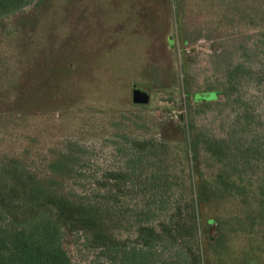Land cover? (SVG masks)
Returning <instances> with one entry per match:
<instances>
[{
    "label": "rangeland",
    "instance_id": "obj_1",
    "mask_svg": "<svg viewBox=\"0 0 264 264\" xmlns=\"http://www.w3.org/2000/svg\"><path fill=\"white\" fill-rule=\"evenodd\" d=\"M134 87L148 104L133 103ZM204 92L217 98L196 101ZM130 135L166 142L156 166L185 199L222 171L243 189L194 201L200 264H264V222L241 226L261 199L264 166L242 145L264 142V0H41L0 23V159L42 178L76 142L96 171L122 162ZM63 233L72 261L88 264L95 252Z\"/></svg>",
    "mask_w": 264,
    "mask_h": 264
},
{
    "label": "trees",
    "instance_id": "obj_2",
    "mask_svg": "<svg viewBox=\"0 0 264 264\" xmlns=\"http://www.w3.org/2000/svg\"><path fill=\"white\" fill-rule=\"evenodd\" d=\"M40 1L0 0V23ZM128 137L122 162L96 171L93 155L76 142L51 156L42 178L17 157L0 159V214L8 217L0 220V264H80L66 251L63 232L95 252L88 264H200L194 201L236 198L243 189L222 171L226 179L201 178L185 199L156 166L166 156V142ZM187 143L193 178L200 141ZM242 147L246 159L264 166V142L254 139ZM260 184L261 199L241 217L248 220L241 224L245 232L248 224L264 222V168Z\"/></svg>",
    "mask_w": 264,
    "mask_h": 264
},
{
    "label": "water",
    "instance_id": "obj_3",
    "mask_svg": "<svg viewBox=\"0 0 264 264\" xmlns=\"http://www.w3.org/2000/svg\"><path fill=\"white\" fill-rule=\"evenodd\" d=\"M217 98V94L215 92H204V93H199L195 95V100L196 101H212ZM150 99V94L143 88L139 87H134L132 89V101L135 105H146L148 104Z\"/></svg>",
    "mask_w": 264,
    "mask_h": 264
}]
</instances>
